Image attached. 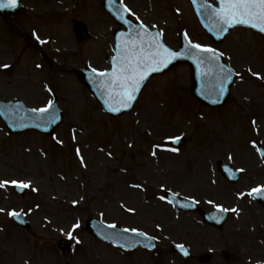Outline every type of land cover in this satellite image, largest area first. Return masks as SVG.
Wrapping results in <instances>:
<instances>
[{"label": "rangeland", "instance_id": "1", "mask_svg": "<svg viewBox=\"0 0 264 264\" xmlns=\"http://www.w3.org/2000/svg\"><path fill=\"white\" fill-rule=\"evenodd\" d=\"M125 1L145 22L159 24L174 47L181 30L194 42L207 45L185 0ZM76 2L75 12L95 34L109 27L101 0ZM83 2L87 7L82 6L80 12ZM68 17L53 24V31H65ZM40 30L41 36L47 35ZM60 44L68 45L63 38ZM70 44L61 47L67 50L58 59L62 71L98 68L94 62L101 61L102 49L92 57L87 54L92 47H101L102 41L80 45L76 56L77 47ZM219 50L239 73L228 104L221 109L205 110L189 96V70L180 66L152 80L133 110L117 119L107 117L75 78L70 83L60 76L57 90L50 89L59 97L64 120L52 138L31 132L11 136L0 124V180L30 182L24 197L17 196L11 184L0 189V208L4 209L0 212V255L8 256L12 264H64L56 243L76 224L80 228L75 231L77 244L69 264H127L121 253H112L106 248L110 246L84 232L86 221L98 218L155 235L163 230L157 259L164 264H197L173 255V243L189 244L194 255L213 251L211 264H222L224 251L231 253L230 264L264 262V209L246 196L249 188L264 187V166L250 144L260 139L264 147V39L236 30ZM4 54L0 48V65L11 64ZM20 67L14 63L8 72L0 71V98L22 99L34 109L46 106L51 95L44 93L41 83L39 90L38 77L32 74L24 87ZM174 137L185 138L186 146L176 153H162L160 147ZM220 160L243 171L240 182L230 185L216 172L215 163ZM161 188L198 199L206 211L216 205L227 208L228 221L217 231L203 225L197 215H178L158 201ZM10 210L25 215L30 232L12 224ZM100 248L104 259L97 251Z\"/></svg>", "mask_w": 264, "mask_h": 264}, {"label": "snow or ice", "instance_id": "2", "mask_svg": "<svg viewBox=\"0 0 264 264\" xmlns=\"http://www.w3.org/2000/svg\"><path fill=\"white\" fill-rule=\"evenodd\" d=\"M193 3H196V0H193ZM15 6L16 0H0V8H13ZM207 7L211 8L210 5ZM123 10L125 12L130 11L126 7ZM211 11L217 19V31L219 32L226 31L225 26L231 27L234 25H251L253 28H259L260 31L264 32V0H219V7L211 8ZM119 19L124 20V16L120 15ZM127 22L125 21V23ZM141 28H143V25H141ZM161 35L162 33L158 32L155 36L149 37L147 29L144 30L143 35L138 32L135 38H132L131 34H129V39L122 41V47L119 49L120 55L116 58L115 67L111 73L107 71L98 72L96 69H92L101 78L100 86L107 91L109 99L118 105L116 107L109 105L110 111L118 112L121 108H130L132 102L136 99V93L140 89L141 82L146 78L147 74L157 71L161 67H166L172 60L184 54L166 47L157 39ZM145 37H149L147 43L145 42ZM194 49L199 50L195 55L200 63H216L223 55V53H218L215 49L200 44H193L189 41L186 52L193 54ZM2 67H8V65H2ZM217 67L222 73L219 89L222 94L224 91L223 82L232 79V71L230 69L225 70L223 65L217 64ZM253 75L258 76L259 74L253 73ZM50 107L51 102H49L47 107L34 111L46 113ZM174 140L178 141L179 137L174 138ZM9 184L19 189H25L30 186V182L0 180V189L6 188ZM134 187L140 186L134 185ZM33 191H36V189H33ZM252 191L256 192L257 189ZM160 199L164 200L166 197L161 196ZM216 207L223 212L229 211V209L220 205H216ZM231 211L235 212L236 209ZM0 212H4V209L0 208ZM8 215L13 218H19L21 213L10 210ZM75 227L77 225H73V228ZM112 227L115 226L112 225ZM131 231L137 232L138 230L131 229ZM148 246L150 247L151 245ZM178 247L183 251V246L178 245ZM184 254L187 255V252Z\"/></svg>", "mask_w": 264, "mask_h": 264}, {"label": "water", "instance_id": "3", "mask_svg": "<svg viewBox=\"0 0 264 264\" xmlns=\"http://www.w3.org/2000/svg\"><path fill=\"white\" fill-rule=\"evenodd\" d=\"M192 4L194 13L196 14L201 27L204 28V30L212 37L214 41L220 40L223 35H226L227 32L230 29H233L237 26L242 25H234V26H225L226 31L219 32L217 31V19L213 15L211 8L207 7L208 4L204 3L203 0H196V3H193V0H189ZM217 4V7H219V0H214ZM105 6L109 10L112 8L113 15L116 16L119 23H122L123 26L129 27L130 25L126 24L123 20L119 19L118 15H121L118 13V10L113 6L112 0H105ZM2 13L0 9V14ZM246 27H250L252 29H255L261 33L264 34V32L260 31L259 28H253L251 25H243ZM128 31L124 33H120L119 36L123 37H129V34L131 36L133 35L134 31L137 30L136 27H131L127 29ZM143 35V34H141ZM116 46L119 48L115 50L116 57L113 60H110V71L111 73L115 67L116 58L119 56L117 53V50L119 52L120 45H118V39L116 40ZM188 46L183 43L181 48L178 49V52L184 53L183 55H180L176 59L172 60L166 67H161L159 70L154 72H149L146 76V78L141 82L140 89L145 84V81L147 79L155 74V73H161V71H165L168 67L175 65L180 62H187L191 69H192V77H193V90L192 93L195 97L198 98V100L205 101V103L208 102L210 105H218L220 102H223V98L226 96L225 92L226 89H224L223 93L221 94L219 89L221 85L222 80V73L220 72L219 67H217V64L221 65L220 62L216 63H200L198 62V58L195 55L196 52L199 50L194 49L193 54H188L186 52V49ZM80 82L85 85L88 90L92 93V95L95 97V99L102 105V107L112 115H118L122 114V112L127 111L129 108H121L118 112H112L109 110V105L116 107L118 106L115 104L112 100L109 99L107 91L100 86L101 78L95 74H80L79 76ZM215 87L217 88V92L213 95H206V99H204L203 92H206L208 88ZM223 87L225 88V84H223ZM139 89V91H140ZM139 91L136 93V97L139 93ZM203 93V94H202ZM107 101V103H106ZM0 118L5 123L7 129L12 133H18L24 130L34 129L42 133L50 134L54 128L59 124L61 120V115L57 110V107L53 105L51 108H49L48 112L41 113V112H33L26 110L20 103H0ZM226 169L224 167L219 168V172L223 173V175L230 180V182H234L237 179V175H234V178H230L231 175L228 173L226 174ZM229 175V176H228ZM233 176V175H232ZM183 210H192L191 207H182ZM202 217L204 218L205 222L208 224H211L212 226L220 228L222 226V223L224 222L225 215L223 213H210V214H203ZM18 219V222H20V219ZM95 235L100 236V238L109 240L111 242L118 243L120 246H130L133 247L139 242L136 238L129 237L127 234H122V232L118 230H110L109 232H103L100 235L93 232ZM141 242V241H140ZM140 245H144L140 243Z\"/></svg>", "mask_w": 264, "mask_h": 264}]
</instances>
